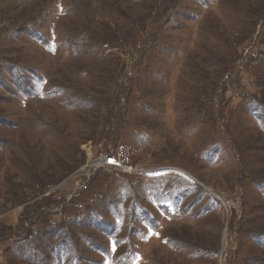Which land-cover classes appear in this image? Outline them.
Returning <instances> with one entry per match:
<instances>
[{"label": "rangeland", "instance_id": "1", "mask_svg": "<svg viewBox=\"0 0 264 264\" xmlns=\"http://www.w3.org/2000/svg\"><path fill=\"white\" fill-rule=\"evenodd\" d=\"M0 264H264V0H0Z\"/></svg>", "mask_w": 264, "mask_h": 264}, {"label": "built area", "instance_id": "2", "mask_svg": "<svg viewBox=\"0 0 264 264\" xmlns=\"http://www.w3.org/2000/svg\"><path fill=\"white\" fill-rule=\"evenodd\" d=\"M110 168L127 174L147 175L152 172L136 168L133 164L129 146L123 143L113 150H102L95 160L83 167L84 173L88 176H91L99 169Z\"/></svg>", "mask_w": 264, "mask_h": 264}]
</instances>
